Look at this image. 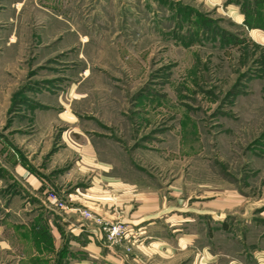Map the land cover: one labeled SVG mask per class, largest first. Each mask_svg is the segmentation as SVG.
<instances>
[{"label": "rangeland", "instance_id": "1", "mask_svg": "<svg viewBox=\"0 0 264 264\" xmlns=\"http://www.w3.org/2000/svg\"><path fill=\"white\" fill-rule=\"evenodd\" d=\"M57 1L60 26L40 0H0V264L32 251L3 223L19 195L39 204L18 165L47 206L94 185L109 220H139L105 245L116 264H264V0ZM150 222L168 261L136 249Z\"/></svg>", "mask_w": 264, "mask_h": 264}, {"label": "crops", "instance_id": "2", "mask_svg": "<svg viewBox=\"0 0 264 264\" xmlns=\"http://www.w3.org/2000/svg\"><path fill=\"white\" fill-rule=\"evenodd\" d=\"M40 4L48 6L49 9L37 7V10L42 11L45 9V11L51 12H46L51 18L54 16L53 14L59 16V19L53 17L56 20V24L59 26L64 24L60 16L65 15V19L67 18L66 8L61 9L57 0H40ZM67 37L73 39L75 37V29L72 28L70 35ZM82 42H88L87 38H83ZM88 74L89 72L86 70L84 75ZM61 99L67 101L76 98L72 91H68ZM44 117L43 114L38 113L35 118L36 122H44L47 126L55 123L52 121V116L47 120H44ZM63 118L65 119V116ZM63 137L66 141L65 148H63V151H66L64 154L66 156H73L74 146L67 142L66 133H63ZM85 147L91 149L90 145H86ZM59 153L62 152L60 151ZM91 153L90 151L89 155L85 158L81 157L87 164L96 161H93L94 157ZM17 170L24 181L28 185H32V190L26 189V191L37 198L39 204H30L27 197H22L23 194L19 195V208H16V211L9 208V211L11 210V213L15 214V217L12 215V218L18 219L15 222L11 221L9 220L11 215H7L3 220V223L7 225L11 224L14 234L22 240L23 244L32 248L31 253L28 256L22 255L19 257L16 264H57L58 260H65L67 264H105V261L109 262L112 259H114V262L111 261L109 263L116 264L117 260L110 253L105 252V242L102 238L103 234L100 227L93 220L86 219L77 211V209L88 210L95 216L98 215L108 220L114 219L113 213L106 206L103 196L100 195V190L97 191L93 185L88 189L87 194H72V206L67 211H62L53 205L47 206L42 202L40 197H37L45 195V192L49 190H43L42 178L35 171L28 166L22 167L19 165ZM76 171H78V168ZM126 221L134 229L140 224L137 219H128ZM151 223L153 222L148 223L146 227H139L142 236L139 233L140 243L136 245V249L144 252L147 258L150 257L151 260L156 258V261H168L169 250L167 247L171 243L166 235L167 233L158 229L155 231ZM136 259L138 260L137 254H135L133 260ZM235 264L237 263L235 262Z\"/></svg>", "mask_w": 264, "mask_h": 264}, {"label": "built area", "instance_id": "3", "mask_svg": "<svg viewBox=\"0 0 264 264\" xmlns=\"http://www.w3.org/2000/svg\"><path fill=\"white\" fill-rule=\"evenodd\" d=\"M48 196L53 199L55 202V206L59 209L66 208V205L63 201L57 199V196L53 192H48ZM81 215H83L86 219L94 220V216L88 210H80L77 209ZM101 229V232L104 234V242L106 247L109 250H113L115 245L125 242H132L135 241L136 235L132 227L128 224H124L121 222L111 221V220H104L103 218H97L95 220Z\"/></svg>", "mask_w": 264, "mask_h": 264}]
</instances>
